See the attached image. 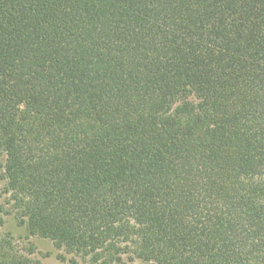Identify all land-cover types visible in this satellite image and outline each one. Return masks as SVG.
<instances>
[{
	"label": "trees",
	"instance_id": "trees-1",
	"mask_svg": "<svg viewBox=\"0 0 264 264\" xmlns=\"http://www.w3.org/2000/svg\"><path fill=\"white\" fill-rule=\"evenodd\" d=\"M0 264H264V0H0Z\"/></svg>",
	"mask_w": 264,
	"mask_h": 264
},
{
	"label": "rangeland",
	"instance_id": "rangeland-1",
	"mask_svg": "<svg viewBox=\"0 0 264 264\" xmlns=\"http://www.w3.org/2000/svg\"><path fill=\"white\" fill-rule=\"evenodd\" d=\"M4 164V157L0 155V186L1 181V167ZM3 232L8 233L14 244L21 252L28 254L31 258L41 261L43 264H71V256L67 255L62 250H58L50 241L28 237L25 230L19 227L18 224L11 218H8L7 225ZM79 264H86L80 262ZM137 264H142L138 262Z\"/></svg>",
	"mask_w": 264,
	"mask_h": 264
}]
</instances>
